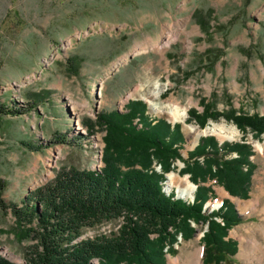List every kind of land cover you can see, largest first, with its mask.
<instances>
[{
    "label": "rangeland",
    "instance_id": "rangeland-1",
    "mask_svg": "<svg viewBox=\"0 0 264 264\" xmlns=\"http://www.w3.org/2000/svg\"><path fill=\"white\" fill-rule=\"evenodd\" d=\"M137 100L146 104L151 120L180 125L184 159L201 137H214L219 145L245 140L252 147L249 199L231 198L243 221L226 240L238 248L229 264H257L240 257V241L264 245V135L253 139L249 129L243 134L223 118L201 129L188 122V111L202 112L204 101L219 112L264 115V0H0V103L23 111L0 122L6 203L20 206L64 167L100 173L105 132L92 122L101 114L123 113ZM149 102L159 109L185 108L184 123L156 113ZM209 127L233 139L203 133ZM173 165L164 188L190 201L178 193L188 180L179 174L184 165L179 160ZM152 167L158 173V165ZM212 188L216 195L208 201L209 213L221 204L218 196L227 195L217 185ZM254 202V211L242 210V204ZM121 225L119 219L86 229L79 239L109 236ZM206 230L198 226L188 241L178 236L166 264H183L198 252L202 263L200 239ZM32 244L17 239L15 219L0 210V258L26 264Z\"/></svg>",
    "mask_w": 264,
    "mask_h": 264
},
{
    "label": "trees",
    "instance_id": "trees-1",
    "mask_svg": "<svg viewBox=\"0 0 264 264\" xmlns=\"http://www.w3.org/2000/svg\"><path fill=\"white\" fill-rule=\"evenodd\" d=\"M201 105L202 112L188 111V122L201 129L208 121L223 118L243 134L249 129L253 139L264 135V115L236 114L232 109L219 112L204 101ZM22 112L0 103V122L4 116ZM92 123L105 132L100 173L61 168L20 206L3 199L7 183L0 178V210H8L15 219L17 239L33 242L25 253L26 264H166V255L175 253L177 237L192 239L200 225L207 226L200 239L202 263L229 264L237 253V243L226 238L243 219L229 200L210 213L204 206L214 199L212 185L231 197L249 199L255 171L250 160L252 147L245 140L219 145L214 137H201L184 159L180 125L151 120L146 104L139 100L129 101L123 113L101 114ZM176 160L184 165L179 174L188 175L190 183L197 186L192 203L162 191L164 175L174 170ZM153 165H158L161 173L155 172ZM119 219L122 225L117 232L79 239L86 229ZM0 264L13 263L0 258Z\"/></svg>",
    "mask_w": 264,
    "mask_h": 264
},
{
    "label": "bare ground",
    "instance_id": "bare-ground-1",
    "mask_svg": "<svg viewBox=\"0 0 264 264\" xmlns=\"http://www.w3.org/2000/svg\"><path fill=\"white\" fill-rule=\"evenodd\" d=\"M149 106L153 107L156 113L158 114H167L169 117H171L172 122L184 123L185 121L184 120L186 117L185 108L179 109L178 107H172V105H167L164 108L159 109L156 106H154L152 102H149ZM188 130L190 132H195V130H193V128L191 127L190 128L188 127ZM203 133L215 134L218 136V138L221 139V141L233 139V136L224 135V132L222 131V129L217 128V127H209L206 130H204ZM256 148L259 153L263 152V147L260 144L256 143ZM184 182L185 184L182 187L180 188L178 187L179 196L183 198H191L193 195V188H192L193 186H191V184L189 183L187 179H185ZM249 207L250 208L253 207V204L244 203L241 205V208L243 211H245ZM240 242H241L240 243V257L241 258L245 259L246 261H250L251 263L255 261L257 264H264V245H261L258 241L252 240L251 238L248 239V242L246 243H244L243 240H241ZM256 253H259L258 258H256L257 257ZM183 264H202L200 261L199 252L194 255L192 254L191 256H187V258L183 261Z\"/></svg>",
    "mask_w": 264,
    "mask_h": 264
},
{
    "label": "crops",
    "instance_id": "crops-1",
    "mask_svg": "<svg viewBox=\"0 0 264 264\" xmlns=\"http://www.w3.org/2000/svg\"><path fill=\"white\" fill-rule=\"evenodd\" d=\"M223 189V188H222ZM224 190V189H223ZM227 193V192H226ZM215 195H216V193H214ZM215 195H214V198H215ZM221 197H219L218 196V199L220 198V199H222V201L223 200H229L232 204H235L233 201H232V199L231 198H234V197H231V196H229V194L227 193V195L225 196L224 194H222L221 193V195H220ZM236 199H238V198H236ZM255 200H256V198H255ZM255 202H257V200L255 201ZM255 202H254V206L253 207H251V209H248V211H254L255 209H256V207H257V203L255 204ZM241 217V216H240ZM237 250H238V248H237ZM238 254H239V252H238ZM237 255V254H236ZM243 259V258H242ZM241 259V260H242ZM243 261V260H242ZM244 262H246V261H244ZM248 263V262H247Z\"/></svg>",
    "mask_w": 264,
    "mask_h": 264
},
{
    "label": "water",
    "instance_id": "water-1",
    "mask_svg": "<svg viewBox=\"0 0 264 264\" xmlns=\"http://www.w3.org/2000/svg\"><path fill=\"white\" fill-rule=\"evenodd\" d=\"M186 176H187V178H189L188 175H186ZM192 185H193V184H192ZM196 188H197V186H194V185H193V193L195 192ZM175 193H176V192H175ZM175 197H177V195H175ZM192 199H193V195H192ZM207 205H208V204H206V205L204 206V208L207 207Z\"/></svg>",
    "mask_w": 264,
    "mask_h": 264
},
{
    "label": "built area",
    "instance_id": "built-area-1",
    "mask_svg": "<svg viewBox=\"0 0 264 264\" xmlns=\"http://www.w3.org/2000/svg\"><path fill=\"white\" fill-rule=\"evenodd\" d=\"M156 169L158 170V173H159V171H160V167L158 166ZM163 189H164V188H163ZM166 195L168 196V193H166Z\"/></svg>",
    "mask_w": 264,
    "mask_h": 264
}]
</instances>
